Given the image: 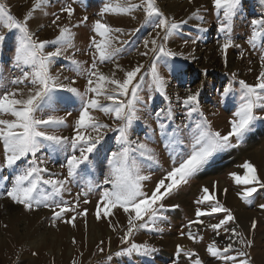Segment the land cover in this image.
I'll return each mask as SVG.
<instances>
[{
	"label": "snow or ice",
	"instance_id": "6c2138e0",
	"mask_svg": "<svg viewBox=\"0 0 264 264\" xmlns=\"http://www.w3.org/2000/svg\"><path fill=\"white\" fill-rule=\"evenodd\" d=\"M77 2L78 0H62L58 12L51 13L48 27H55L58 33L53 39H41L38 32L30 28V21L37 18V12L49 15L46 9L52 0H34L32 8L22 19L11 15L8 7L0 3V19L4 21L0 25V45L6 44L9 36L16 34L7 75L0 63V173H11V176L0 175V180L5 182L0 185V198L7 197L28 212L48 209L53 227H56L57 222H62L75 228L77 219L83 218L87 229L89 209L82 205L91 203L89 195L93 189H97L98 198L92 215L97 222L106 223L111 233L118 237L121 247L114 255L131 256L135 253L150 256L158 249L147 241L137 243L135 235L142 230L163 233L165 228L161 225L169 220L165 213L169 208L180 207L179 204L166 205L165 201L182 186L188 185L190 179L215 156L233 148L234 141L236 144L241 142L254 122L264 121V44L259 43L264 35V13L250 20V34L246 38L248 45L253 49L259 48L261 52L260 70L255 83L238 79V74L232 72V80L237 81L240 86V95L229 121V130L222 133L214 129L204 116L200 108L199 91L188 90L186 96L176 97L186 110L187 122L171 127L165 123L174 120V113L167 94V83L157 61L165 63L162 59L164 57L182 55L167 49L166 42L190 19L202 20L200 8L194 10L188 19L176 20L162 11L158 0H126L124 5L116 6L105 0L97 18L91 21L87 44L84 49H80L74 43L77 35L74 29L88 25L89 17L83 16L73 22L76 16L74 5ZM211 3L219 17V31L225 36L220 50L227 64L228 50L241 48L240 44L235 43L231 33L233 18L239 13L242 0H211ZM259 3L264 6V0H259ZM137 10L144 12L145 22L152 19L156 21L153 27L155 37L145 39V50L139 52L141 57L150 58L151 79L147 99L141 95L145 65L137 63L134 67L125 69L119 63L124 45L128 44L121 37L132 35L139 29L127 32L125 28L113 26L105 20V16L109 14L135 19L134 13ZM62 15L67 22L60 23ZM39 27L43 29L44 25ZM201 31L206 29L201 28ZM195 42L192 40V43ZM184 43L187 44L188 41L185 40ZM81 51L89 57L90 63L75 58V54ZM243 57L244 53L241 52L240 58ZM60 60L70 62L69 71L74 72L78 78L85 79L83 91L75 86V79L63 75V69H58L53 74V65ZM104 65H111L108 72L102 70ZM249 71L252 69L249 68ZM118 73H123V78H119ZM60 91L79 100L75 117L70 111H66L64 115L56 114L57 105L68 99L58 95ZM231 91L230 84L223 89V94L228 95ZM152 92L169 101L167 110L162 108L154 114L159 135L166 139L165 147L170 149L171 161L170 166L156 181H152L150 170L160 165V159L151 146L152 136L134 138L135 124L142 120L139 113L147 111L148 104L153 99ZM96 112L108 117L110 122L101 120L94 115ZM194 114H198L199 119H193ZM69 117H73L71 135L59 134L57 130L67 124ZM148 127L151 128L150 125ZM109 133L115 134V148L105 157L107 175L99 183L89 181L71 200L65 199V193L72 194L73 181L81 173L91 169L93 160L99 155ZM44 149L51 154H63L64 162L60 164L62 171L53 172L47 167V159L38 155ZM239 167L244 170L243 175L233 172L230 176L236 185L245 186L237 194L241 200L248 202L258 189H264V178L251 161L246 160ZM145 182H152L151 186L146 187ZM194 203L197 205L195 219H190L179 230V235L194 245H199L204 240L199 234L201 227L210 229L214 236L226 234L227 240L223 246L215 238L206 244L207 256L220 264H252L251 255L247 251L252 242L240 230L239 224H236L232 211L218 200L216 184H213L211 191L207 186H202ZM259 207L264 209V204ZM121 214L124 216V223L119 219ZM214 214H222V218L217 216L218 222L215 223H205L202 219H210ZM256 225L257 222L252 220L250 231H254ZM111 241V235L107 245L104 239H100L95 245L97 253L103 254L105 246L111 251ZM71 243L77 244L76 239L72 238ZM32 255L36 253L33 252ZM107 259L110 261L112 255H108ZM182 260L185 264H205L195 248L186 249L183 245L176 244L172 264H181ZM52 264H55L54 260ZM71 264L81 262L74 258Z\"/></svg>",
	"mask_w": 264,
	"mask_h": 264
},
{
	"label": "rangeland",
	"instance_id": "374dc122",
	"mask_svg": "<svg viewBox=\"0 0 264 264\" xmlns=\"http://www.w3.org/2000/svg\"><path fill=\"white\" fill-rule=\"evenodd\" d=\"M61 2L62 0H52L50 6L46 9L49 15L45 16L37 12L35 14L37 18L30 21V28L38 32L41 39H53L58 34L55 27H48V25L52 18L51 13L54 11L58 12ZM104 2L105 0H78L77 4L74 5L76 16L73 22L83 16L89 17L88 25L74 29L77 33L74 43L78 48L84 49L87 44L91 21L97 18V13ZM108 2L116 6L118 4L124 5L126 0H108ZM133 2H138V0H133ZM0 3L8 7L11 15L22 19L32 8L34 0H0ZM158 6L169 18L176 20L188 19L190 14L197 8H200V16L203 17L202 20L199 18L190 19L187 24L182 25L167 40L166 48L182 55L164 57L162 59L165 63L157 61L159 70L167 83V94L171 99L170 106L174 113V120L165 121V123L171 127L174 124L187 122L186 110L179 104L176 97L186 96L188 90L192 92L199 91L200 108L204 116L207 117L214 129L226 133L229 130V121L232 119V113L238 104L240 95V86L237 81L232 80V72L238 74V79L255 83L256 76L260 70L259 57L261 52L259 48L253 49L248 45L246 38L250 34V20L264 13V6L259 3V0H242V7L238 15L233 18V31L231 33L235 43L240 44L241 48H230L228 50L227 64L220 50V45L224 42L225 36L219 31V17L213 10L211 0H191V2L190 0H158ZM134 15L135 19L129 16L109 14L105 16V20L113 26L125 28L127 32L139 29L132 35L121 37L122 40H127L128 44L124 45V51L119 57V63L125 69H130L137 63L145 65V81L141 95L144 99H147L150 91L148 84L151 79L150 58L141 57L139 52L145 50L143 46L145 39L155 37L153 27L156 21L152 19L149 22H145V14L142 10H137ZM3 22V19H0V25ZM65 22H67L66 17L62 15L60 23ZM41 24L44 25L43 29L39 27ZM201 28L206 29V31H201ZM15 35L13 33L9 36L6 44L0 45V63L3 64L5 75L8 74L12 58ZM185 40L188 41L187 44L184 43ZM192 40L196 42L192 43ZM259 43L264 44V35L261 36ZM48 50L51 49L49 48ZM241 52L244 53L243 59L240 58ZM75 58L82 62L90 63L89 57L83 51L77 52ZM69 68L70 62L60 60L53 65L52 71L55 74L58 69H63V75L75 79V86L80 87L81 91H83L85 79L83 77L78 78L74 72L69 71ZM110 68L111 65L102 66V70L105 72H108ZM249 68L252 69L251 72ZM117 75L119 78H123V73H118ZM61 79H63V76H61ZM230 84L232 91L228 95H224L223 89ZM57 94L68 99L65 103L57 105L56 114L64 115L66 111H70L75 117L79 108V100L67 92L60 91ZM152 96L153 99L148 104L147 111L139 113L142 120L135 124L134 138L139 136L144 139L146 135L152 136L151 146L155 148L160 159V165L154 166L150 170L152 181H156L164 170L170 166L171 161L170 149L165 147L166 139L159 135L154 114L162 108L167 110L169 101L155 92H152ZM94 115L105 122H110L109 118L100 112H96ZM73 117H69L67 124L57 130L59 134L71 135ZM193 119H199L198 114H194ZM149 125L151 128L148 127ZM152 130L155 131L153 132ZM114 135V133L108 134V138L101 147L99 155L93 160L91 169L81 173L73 181L71 184L72 194L65 193V199L71 200L78 191L88 185L89 181L99 183L107 175L108 165L105 157L110 150L115 148ZM233 143L235 145L233 148L215 156L206 167L190 179L188 185L182 186L165 201L166 205L179 204L180 207L169 208L165 213L168 215L169 220L166 224L161 225L165 228L163 233L142 230L135 235L134 239L137 243L147 241L158 249L157 252L152 253L150 256L135 253L131 256L114 255L121 246L119 245L118 237L116 234L111 233L107 224L103 221L97 222L92 215L98 198V190L93 189L89 195L91 203L82 205V207L89 209L87 229H85L83 218L77 219L75 228L62 222H57L56 227H53L51 213L48 209L40 208L28 212L7 197L0 198V264H52L53 260L55 264H71L74 258L78 259L81 264H172L176 244H181L186 249L197 247L187 238L181 237L179 230L184 228V225L190 219H195V208L197 205H195L194 201L199 196L200 188L207 186L211 191L214 183L216 184L218 200L232 211L236 218V224H239L240 230L251 240L252 246L256 247L254 252L261 249L264 250V209L259 207V205L264 204V189H258L257 193L249 198L248 202H245L237 194L245 186L236 185L230 176V173L233 172L243 175L244 170L239 165L247 160L256 166L259 175L264 178V121L254 122L244 139L238 144L235 141ZM38 155L47 159V167L51 171H62L60 164L64 162L63 154H51L47 149H44ZM214 163L216 168L213 170L209 169L210 167L208 166ZM5 174L11 176V173L7 171L0 173V175ZM151 183L145 182V186L149 187ZM3 184L5 182L0 180V185ZM224 189H227L226 193ZM0 192H2V188H0ZM229 194L232 196L234 204L230 203ZM182 195L188 197L185 199L187 205L177 201ZM237 209L248 210L250 211L249 215H252L245 217L244 221L240 223L236 212ZM217 216L222 218V214H214L210 219L207 217H202V219L205 220V223H215L218 222ZM119 219L121 223H124L122 214ZM252 220L257 222L254 231H250ZM232 226H235V224ZM204 229L206 228L201 227L199 232L201 230L204 231ZM109 235L112 236L111 251L105 246L103 254L97 253L95 245L100 239H104L107 245ZM166 237L170 238L169 243H165ZM219 237L211 234L209 238L218 239ZM72 238L76 239L77 244L73 245L71 243ZM187 241L191 243L183 244V242L186 243ZM202 244L204 243L202 242L199 245ZM33 252L36 255H32ZM110 254L112 259L109 261L107 256ZM202 259L206 261L205 258ZM206 259L208 261V258ZM182 262L185 261L182 260ZM260 262L264 264V258ZM208 264L214 263L209 262Z\"/></svg>",
	"mask_w": 264,
	"mask_h": 264
},
{
	"label": "crops",
	"instance_id": "0c3cea01",
	"mask_svg": "<svg viewBox=\"0 0 264 264\" xmlns=\"http://www.w3.org/2000/svg\"><path fill=\"white\" fill-rule=\"evenodd\" d=\"M207 230H210V229H207L206 228V229H204V231L201 230V232H199L200 235H203V236L206 235V236L204 237V240L202 241L204 244L197 245V247H195V250L199 252V255H200L201 259L202 258H205V260H206L205 261V264H208L209 262L214 263V264H220L219 261H216V260L213 261V259H211L210 257H208L207 254H206V252H205L206 244L208 242H211V239H213V238H209L210 235L213 234V233L211 232V230L210 231H207ZM208 232H210V233H208ZM216 240L218 241V243H219L220 246H223L225 244L226 240H227V236H226V234H223L222 233L220 235V237L218 239H216ZM189 243H191V242H189V241H187L186 243L183 242V244H189ZM203 246H205V247L203 248ZM255 248H256L255 246H251L250 248L247 249V251L251 255L252 264H261V262H260V260H261L260 256L255 255V252H254ZM206 258H208V261H207ZM181 264H185V262H182Z\"/></svg>",
	"mask_w": 264,
	"mask_h": 264
},
{
	"label": "bare ground",
	"instance_id": "6f19581e",
	"mask_svg": "<svg viewBox=\"0 0 264 264\" xmlns=\"http://www.w3.org/2000/svg\"><path fill=\"white\" fill-rule=\"evenodd\" d=\"M216 164L214 163V164H211L210 166H208V167H210L209 169H215L216 167ZM209 169H207V170H209ZM206 171V170H205ZM202 172V171H201ZM192 192H194V191H192ZM231 194V193H230ZM229 194V196H228V199H229V201H230V203H233L234 204V202L232 201V196ZM186 198H188L186 195H182L180 198H178V202L179 203H182L183 205H187V203H186V201H185V199ZM237 207H239L240 208V206L239 205H237ZM240 211V212H239ZM237 214H238V219H239V221H240V223H242L243 221H244V218L245 217H247V216H251V215H249L250 214V211H244V210H239V209H237ZM169 240H170V238L169 237H166L165 238V243H169ZM256 253H255V255H257V256H261L260 258H261V260H263V258H264V250H257V251H255ZM262 254V255H261Z\"/></svg>",
	"mask_w": 264,
	"mask_h": 264
}]
</instances>
